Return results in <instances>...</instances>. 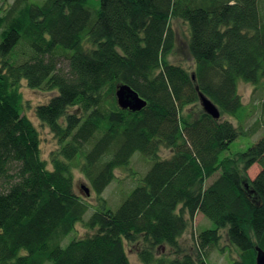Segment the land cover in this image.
Instances as JSON below:
<instances>
[{
    "label": "trees",
    "instance_id": "16d2710c",
    "mask_svg": "<svg viewBox=\"0 0 264 264\" xmlns=\"http://www.w3.org/2000/svg\"><path fill=\"white\" fill-rule=\"evenodd\" d=\"M173 19L187 24L193 70L169 59ZM0 30V264H132L128 245L144 264H209L222 230L239 250L230 264H256V246L264 250V134L226 153L264 125V0H100L99 8L15 0L0 11ZM20 39L35 55L12 62L9 49ZM24 80L57 92L34 108L59 140L50 162L24 113ZM241 81L258 93L261 116L252 124L255 105L243 102ZM120 83L147 101L141 111L119 106ZM200 92L221 118L183 115ZM136 153L150 167L114 208L103 193ZM254 164L261 170L250 179ZM75 169L96 194L94 206L77 193ZM199 212L214 227L195 234L192 250L180 238ZM78 224L87 234L63 244Z\"/></svg>",
    "mask_w": 264,
    "mask_h": 264
},
{
    "label": "rangeland",
    "instance_id": "374dc122",
    "mask_svg": "<svg viewBox=\"0 0 264 264\" xmlns=\"http://www.w3.org/2000/svg\"><path fill=\"white\" fill-rule=\"evenodd\" d=\"M14 1L15 0H0V11L2 13L5 12V10L10 7V5ZM32 1L41 3L43 0ZM89 4L93 8H99L100 0H89ZM173 27L177 33V40L175 51L169 56V59L173 63L181 64L187 69L193 70L195 67V60L193 59L187 47V37L189 33L187 24H185L180 19H173ZM1 31L2 30H0V32ZM9 50H11L9 59L12 62L16 63L25 62L32 58L33 55H35V51L33 50V48L24 39H20L18 44L13 49L11 47ZM21 91L23 93L25 101L24 113L34 122V124L38 128L41 135L42 157L50 162L51 154L59 148V140L55 133L51 130V128L43 124L36 117L34 108L38 104L47 102L52 96L56 95L57 92L30 88L25 80L23 81ZM239 93L243 99V102L247 106L251 107L255 105L254 114L249 121V124H252L257 118L261 116L260 110L257 109L258 101L256 96H258V93H256V89L253 84L244 81H241L239 83ZM202 111V105L200 104V102H198L196 104L187 106L183 111V115L191 120L200 115ZM223 118L234 120L228 115H225ZM234 122L238 124L237 120H234ZM263 132L264 125H262L259 133L254 136L240 135L239 138L235 142H233L230 150L226 154L233 156L235 153L245 151L250 145H252L264 134ZM137 154L140 153H136L134 155L129 166L118 168L116 170V179L108 185L103 193V196L109 200L110 204H113L114 208H116L121 203V201L125 197H127V195H129L131 189L135 185L140 183V175L143 173V176L150 167V165L142 158V156ZM170 154V149L162 148L160 151L161 157H168L170 156ZM260 170L261 167L259 166V164H254L251 168H249L247 175L250 179H254L260 172ZM74 177L75 189L77 193L83 195V197H85V199L94 206L98 200L96 194L93 191H90V194H87L85 187L89 188L90 185L84 173L81 172L80 169H75ZM134 177H138L137 181L134 180ZM214 179L215 176L209 179L208 183H211ZM246 183H248V179L246 180ZM91 211L92 210L89 209V211L86 213V218H89V216L91 215ZM206 227H214V223L210 219H207L204 214L199 212L192 224L181 236V243L188 249L193 250L195 234ZM86 234L87 230L82 226V224H78L76 227V232L72 233L70 236H67L63 244L71 240L72 237H81ZM128 253L132 264H144L139 258L138 253L135 251V249L131 248L130 245H128ZM238 257L239 250L229 242L226 231L222 230V238L220 240L219 246L210 250L208 263L230 264L234 259H237Z\"/></svg>",
    "mask_w": 264,
    "mask_h": 264
},
{
    "label": "water",
    "instance_id": "95a60500",
    "mask_svg": "<svg viewBox=\"0 0 264 264\" xmlns=\"http://www.w3.org/2000/svg\"><path fill=\"white\" fill-rule=\"evenodd\" d=\"M195 78V76H194ZM116 97L119 106L123 109H130L132 111H141L146 105L147 101L140 96V94L130 85L120 83L117 86ZM200 104L203 110L214 117L215 119L221 118L219 107L204 93H199ZM87 194H90V189L85 187ZM257 256L256 264H264V250L260 246H256Z\"/></svg>",
    "mask_w": 264,
    "mask_h": 264
}]
</instances>
